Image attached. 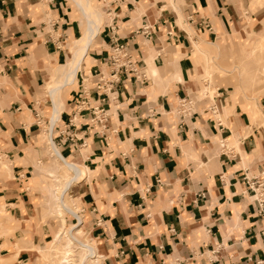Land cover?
I'll return each mask as SVG.
<instances>
[{
	"label": "crops",
	"instance_id": "1",
	"mask_svg": "<svg viewBox=\"0 0 264 264\" xmlns=\"http://www.w3.org/2000/svg\"><path fill=\"white\" fill-rule=\"evenodd\" d=\"M102 5L109 19L81 66L90 77L106 73L113 22L145 77L129 75L108 94L105 132L77 116L82 147L59 138L79 83L63 86L51 131L61 154L85 168V176L68 189L93 222L101 219L99 226L89 225L101 263L264 264V222L241 180L264 171V92L255 106L249 104L223 65L225 75H215L213 101L207 93L198 95L208 61L203 53L220 47L226 65L232 62L229 52H246L245 34L264 31V1L102 0ZM145 22L151 36L140 30ZM80 25L68 0H0V153L9 160L0 162V253L7 264H34L32 247L42 242L45 228L35 223L38 193L29 189L34 161L50 158L34 144L33 109L37 101L47 106L43 91L67 62L68 42L81 35ZM184 96L195 98V112L180 123L175 108ZM50 111L51 118L53 106ZM54 159L58 170L61 162Z\"/></svg>",
	"mask_w": 264,
	"mask_h": 264
},
{
	"label": "rangeland",
	"instance_id": "2",
	"mask_svg": "<svg viewBox=\"0 0 264 264\" xmlns=\"http://www.w3.org/2000/svg\"><path fill=\"white\" fill-rule=\"evenodd\" d=\"M41 1L42 3L46 4L48 0H41ZM68 1H69L70 6L73 9L75 17L79 20V23L81 24L80 28H81V34H82L83 33V29H82L83 18H82L81 12L77 8V5L75 6L74 3L71 2V0H68ZM91 3H92V7H94L93 9H96L97 11L101 13V22H100V30H101L102 27L104 26L105 19L107 18L109 19V17L106 16L107 14L105 13V9L102 5V0H91ZM245 16H247V19L249 20L250 24H254L255 21H253V16H248V14H246ZM261 19L264 25V16H262ZM143 24L151 27V25H149L146 22ZM108 28L111 33L110 36H111L112 43H111L109 52L107 54V58L111 52V48L115 44V41L122 42L117 38L118 26L112 22V24L110 23L108 25ZM142 28L143 27H141L140 29L141 31H142ZM149 32L150 34L148 36H151L153 34L152 27L149 30ZM54 34H55V37L61 38L59 33H54ZM74 40L72 39L71 41L68 42L69 48L67 51L68 56H67L66 61H69L71 59V51H72L71 48L74 46ZM244 41L248 43V46L246 47V52H244V50L243 51L240 50V53H237L235 49L233 50V53L229 52V55H231L229 58L232 60V62L226 65L223 64V60L225 58L227 59L228 57L227 56L221 57L220 47H217L216 45H212L209 47V52L203 53L204 58H206V60L208 61H205V64H204V71H205L203 75L204 84L202 85L201 90L198 93L199 96H202L206 93L208 94L209 97L211 95L213 96L215 92L213 91V89L215 90V87H216L215 86V79H216L215 75L222 76L223 74L225 75L226 73V74H229L230 76L228 81L231 82L232 80L234 84L239 86L240 91L242 92V94H244L242 95V97L245 100L247 99L246 101L249 104H252L253 106H255V101L260 96H262V93L264 92V31L263 32H253L252 31L248 34H245ZM194 53L195 54L198 53V49L194 50ZM106 64H107V71H106L107 73L109 71V65H108V62H106ZM223 65H224V68L227 70V72L225 73L221 72L220 70V67H222ZM83 66H85V64L79 68L77 77L74 81L75 86L76 84L79 83V90L77 91L78 93L76 94V97L70 102L72 110L70 114H68V118L66 122L61 127L58 128V132L60 136L59 138L60 139L64 138L63 140L64 142L73 144L75 147H76L77 142H80L81 144L80 147L85 145L83 137L81 136L82 134H80V136L77 134V131L80 129L81 126H78V123H73V125L69 124V120L71 116L74 114V112L76 111L78 104L81 102V100H86V103L88 104L87 108L81 111L79 115H81V117L82 116L84 117L82 118V120H88V123L90 122L89 126L98 127L100 129L99 132H105L104 130L107 128V122L109 120V115H107L106 128L103 129L99 125V122L96 121L97 118H95L94 120L90 119L91 117L94 118V114L90 112V109H92L93 106L98 105V104L99 105L102 104L105 108L109 100L108 94L113 92V90L111 92H103L104 87H99V89L97 88L98 83L99 85L102 86L104 82V81H101L100 83L98 79V77L103 76L104 73L101 72L97 74L96 77L94 76L90 77L86 73L87 69ZM231 73L232 75H230ZM51 79L52 81L48 82L47 85L45 84L47 86L46 88H48V86L55 80V76H53V78ZM63 86L60 87V90L62 89ZM44 94H46L45 96L48 100L46 101L47 106L46 107L40 106L38 104L39 101H37L36 103L37 109H33V119H32L34 125L37 128L34 144L37 149H41L43 153L47 154L46 156L50 158L48 162H46L47 164L45 162L43 163L42 161L43 159H40V158L39 159L37 158L34 161L33 169H35V171L33 172L32 179H30V182L32 183V185L29 191L38 193L37 203L39 204V206L35 208L36 209L35 223L39 229L41 226H44L45 228V230H43L44 233H42V236H41L42 242L32 247L37 253L34 258V261H35L34 264H54L55 262L59 260V258L63 254L65 243H66L65 236L61 237V239L59 240H56V244H55L56 246H53L55 234L58 231H61L62 229L60 216L55 211L53 188L55 186H61L62 183L64 182V179L67 176L69 175L71 176L73 174L72 172L65 173V175L67 174L65 176L64 173H61L62 172L61 170L59 169L57 170L59 163L55 161L52 151L50 149L49 143L47 141L48 126H49V120H50V115H51L50 109L53 105H52V101L46 89L45 91H43V98H42L43 101L45 100ZM245 95H247V97ZM212 96L210 97L211 100H212ZM102 98H105V100H102ZM47 108H50V109H47ZM105 110L107 111L106 108ZM52 135L54 136V134ZM1 161H4L2 162V164L5 165L9 160L4 154L0 153V162ZM80 168H83V167H80ZM85 173L86 172H83L81 177L85 176ZM76 197L77 196H75L73 189L71 190L68 189L64 195L66 203L70 207L76 209L78 214L83 216V223L80 226L82 229V232L78 234L76 233L75 229H72L71 233L77 236L79 239H81L85 243H88V242L95 243L89 234V225L93 223V226L95 225L99 226L101 223V219H94V222H93L92 218L89 217V214H88L89 212L87 210V207L84 206L83 203L79 201V199ZM89 211L95 212L96 210L92 206L89 209ZM64 217H65L66 227H69L70 225L76 222L75 218L67 212H64ZM11 227L13 228V226ZM45 231L48 233L47 235ZM79 252H80L79 249H75L74 256H73L74 263L79 262V256H80ZM103 258H104L103 256H100L98 263L96 264H103L101 263L103 261L102 260ZM259 263H261V261H259ZM0 264H7V261L3 259V256L1 255V253H0ZM85 264H94V263L88 260L86 261Z\"/></svg>",
	"mask_w": 264,
	"mask_h": 264
},
{
	"label": "bare ground",
	"instance_id": "3",
	"mask_svg": "<svg viewBox=\"0 0 264 264\" xmlns=\"http://www.w3.org/2000/svg\"><path fill=\"white\" fill-rule=\"evenodd\" d=\"M73 1L80 10L83 18V22H82L83 33L74 40V46L71 48L72 50L71 59L67 61L65 64L63 63V65L59 66V68L55 70V74L53 75L55 76V80L47 88V93L52 98V102H53V113L50 118L51 119L50 124L48 126L47 141L49 143L52 154L54 155L55 158H57L61 162V165L59 167V170L62 171L61 173H64V175L65 173H70V172L73 173L71 176L69 175L65 178V176L67 175L66 174L64 176L65 179L62 185L55 186L53 188L55 211L59 214L62 225L61 231H58L55 234L53 246H56L55 245L56 240L61 239V237L63 236H65L66 238L63 254L59 258V260L54 264H85L86 261L88 260L96 264L98 263V257L101 256L97 252L96 246L91 242L88 243L83 242L81 239H79L77 236L71 233L72 229H75L76 233L78 234L82 232L80 226L83 223V216L78 214L76 209L70 207L66 203L64 198L65 192L71 186L72 182H75V180L80 179L82 173L85 172V168H80V166H78L77 164L67 160L61 154V152L56 147L55 143L51 138V131L53 128V124L59 118L60 115L61 104L60 102L57 101V99L59 98L58 95L60 93V87L63 85L72 84L75 81L77 72L81 67L82 60L84 56L87 54L91 42L96 38L100 30L101 13L96 9H93L94 7H92L91 0H73ZM263 1L264 0H252V3L258 5ZM213 91L215 90L213 89ZM64 212L69 213L76 220V222L70 225L69 227L65 226ZM75 249H79L81 252V253L79 252L80 256L78 263H74L73 256Z\"/></svg>",
	"mask_w": 264,
	"mask_h": 264
},
{
	"label": "built area",
	"instance_id": "4",
	"mask_svg": "<svg viewBox=\"0 0 264 264\" xmlns=\"http://www.w3.org/2000/svg\"><path fill=\"white\" fill-rule=\"evenodd\" d=\"M189 20H192L191 16H189ZM150 29V26L144 25L142 28V33L148 36L150 34ZM167 33L172 34L170 31ZM107 62L109 65V71L103 76L98 77L100 83L101 81H104L102 86L99 85V83L97 85L98 89L99 87H104L103 92H111L112 90L114 91L118 84L122 82L123 78L125 79L129 75L133 76L135 79L142 80L145 77V74L141 71L131 50L127 47L125 42L115 41V44L111 48V52L108 55ZM102 100H105V98H102ZM195 102V98L190 96L179 98L177 106L175 108V113L178 116L180 123H182L187 116H190L195 112ZM87 105L88 104L86 103V100H81L76 108V111L71 116L69 124L73 125L77 116H81L79 115L80 112L85 110L87 108ZM209 110L212 113H216L217 111L214 104H211L209 106ZM90 112L94 114V118L91 117L90 119L94 120L95 118H97L96 121L99 122V125L103 129L106 128L108 113L105 110L104 106L102 104L95 105L92 107V109H90ZM216 123L221 129L224 127L219 118L216 120ZM220 143L221 147L226 148L222 140ZM241 180L246 185L245 190L248 191L254 198L255 211L257 216L264 222V171L256 175L243 174ZM157 182H159V180H157ZM197 196L202 199L205 198L204 193H199L197 194ZM260 233L262 236H264V227L260 230Z\"/></svg>",
	"mask_w": 264,
	"mask_h": 264
}]
</instances>
